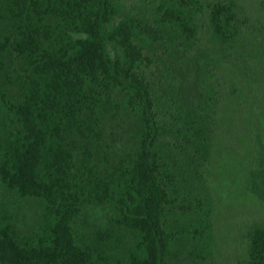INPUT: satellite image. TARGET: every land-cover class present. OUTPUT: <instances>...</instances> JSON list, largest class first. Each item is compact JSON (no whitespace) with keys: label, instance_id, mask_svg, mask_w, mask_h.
<instances>
[{"label":"trees","instance_id":"obj_1","mask_svg":"<svg viewBox=\"0 0 264 264\" xmlns=\"http://www.w3.org/2000/svg\"><path fill=\"white\" fill-rule=\"evenodd\" d=\"M208 6L214 41L232 49L237 4ZM202 9L201 0L135 13L123 0H0V187L42 206L22 233L0 198V264L213 259L214 204L196 178L211 159L222 95L198 43ZM122 120L137 134L119 152ZM94 205L114 209L131 235L125 250L117 230L79 228ZM247 242L245 264H264V223Z\"/></svg>","mask_w":264,"mask_h":264},{"label":"rangeland","instance_id":"obj_2","mask_svg":"<svg viewBox=\"0 0 264 264\" xmlns=\"http://www.w3.org/2000/svg\"><path fill=\"white\" fill-rule=\"evenodd\" d=\"M214 1L201 0L203 9L197 15L199 47L214 59L210 79L222 95L211 159L196 178L214 204L215 253L205 264H245L247 232L264 223V0H233L241 30L232 49L213 39L208 5ZM123 2L124 13H135L151 9L158 0ZM123 120V127L115 129L119 152L130 148L137 134L136 122ZM0 198L22 233L37 227L42 210L39 200L3 186ZM114 216L110 205L89 206L78 226L90 235L97 229L117 230L122 235L120 250H125L131 235L116 227Z\"/></svg>","mask_w":264,"mask_h":264}]
</instances>
